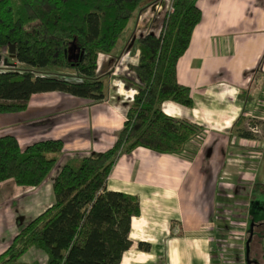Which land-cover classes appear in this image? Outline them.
<instances>
[{
  "label": "crops",
  "instance_id": "0c3cea01",
  "mask_svg": "<svg viewBox=\"0 0 264 264\" xmlns=\"http://www.w3.org/2000/svg\"><path fill=\"white\" fill-rule=\"evenodd\" d=\"M196 5L200 20L175 66L192 105L166 100L160 109L202 131L180 153L136 147L115 158L106 188L136 196L139 206L129 221L131 245L119 264H246L245 249L258 227L260 219L250 216L247 206L259 182L252 170L263 154H257L255 139L238 137L234 130L239 119L241 128L264 120V0H197ZM140 22L143 33H136ZM148 24L150 17L135 18L134 32L123 31L109 54L97 55L100 99L41 92L29 97L24 110L0 114V136H13L20 149L49 138L63 143L57 163L36 187L0 182V252L51 205L52 181L61 165L112 145L140 85L130 66L137 60L136 38L151 33ZM1 62L0 68L22 66L9 55L1 54ZM54 72L76 77L71 69ZM137 242L148 243L149 250H137ZM45 260L44 253L30 248L16 264Z\"/></svg>",
  "mask_w": 264,
  "mask_h": 264
},
{
  "label": "trees",
  "instance_id": "16d2710c",
  "mask_svg": "<svg viewBox=\"0 0 264 264\" xmlns=\"http://www.w3.org/2000/svg\"><path fill=\"white\" fill-rule=\"evenodd\" d=\"M140 1L0 0V50L7 52L13 45V58L22 65L76 73L70 78L56 72L0 68V114L24 110L29 97L41 92L100 99L97 55L111 52ZM196 1L167 0L171 11H165L159 32L136 38L137 60L130 69L140 85L112 145L61 165L52 181L53 202L19 228L0 252V264L18 263L30 248L44 253L45 264H119L131 245L129 221L139 214V206L136 196L106 188L115 158L136 147L180 153L202 131L201 126L160 109L166 100L192 105L189 88L176 80L175 66L201 17ZM241 122L237 120L236 135L253 138ZM259 122L264 132V120ZM62 146L61 140L49 138L20 149L13 136H0V182L11 179L18 186L36 187L57 163ZM136 248L145 252L149 244L137 242Z\"/></svg>",
  "mask_w": 264,
  "mask_h": 264
},
{
  "label": "rangeland",
  "instance_id": "374dc122",
  "mask_svg": "<svg viewBox=\"0 0 264 264\" xmlns=\"http://www.w3.org/2000/svg\"><path fill=\"white\" fill-rule=\"evenodd\" d=\"M149 0H142L138 4L135 12L133 13L132 17L133 19H130L127 22V25L125 26L123 31L131 30L134 32V29H132V24L136 18V20H144V18L150 17V24L145 25L147 28H150L151 33L157 34L160 30L162 19L165 11L168 9V2L167 0H151L155 4L154 6L151 4H148L145 6V4ZM155 6H159L160 8ZM159 9V10H158ZM138 16V17H137ZM144 26V25H143ZM122 31V32H123ZM136 33L142 32V24L140 22V25L138 26ZM143 33V32H142ZM3 54L5 57H7V52L4 49L0 50V55ZM2 66V62L0 63V67ZM115 67V66H114ZM114 67H112L111 72L115 71ZM18 69H26L29 71H33V73H55L66 71L67 69L63 68H57V67H38V66H29V65H22L17 67ZM60 70V71H58ZM117 80V79H116ZM250 81H252L250 76ZM116 86L121 85L119 80L115 83ZM122 87V85H121ZM125 94V93H123ZM134 94V91L132 93V96ZM260 120H253L248 121L247 124H254L256 125L258 132L256 134H253V139H255L258 142V146L255 149L259 154V156L263 157L256 160L257 166H254L255 169L252 170L255 174H257V180L259 181L257 184V187L252 190L249 204H248V212L250 216L256 215L255 218H259L258 227H254V233L251 236V241L248 245V247L245 249V258H246V264H264V259L261 257L262 253V247L264 246V132L261 130L260 127ZM261 154V155H260ZM249 192V191H247ZM251 192V191H250ZM254 217V216H253ZM262 219V221H261ZM253 222V221H252ZM251 222V223H252ZM41 252V251H40Z\"/></svg>",
  "mask_w": 264,
  "mask_h": 264
},
{
  "label": "built area",
  "instance_id": "2783aa9c",
  "mask_svg": "<svg viewBox=\"0 0 264 264\" xmlns=\"http://www.w3.org/2000/svg\"><path fill=\"white\" fill-rule=\"evenodd\" d=\"M168 11H171V8H168ZM246 129L249 131L251 134H256L258 132V129L256 125H251V124H246Z\"/></svg>",
  "mask_w": 264,
  "mask_h": 264
},
{
  "label": "water",
  "instance_id": "95a60500",
  "mask_svg": "<svg viewBox=\"0 0 264 264\" xmlns=\"http://www.w3.org/2000/svg\"><path fill=\"white\" fill-rule=\"evenodd\" d=\"M7 52H8V55H9L11 58H13V56H14L13 45H9V46L7 47Z\"/></svg>",
  "mask_w": 264,
  "mask_h": 264
}]
</instances>
